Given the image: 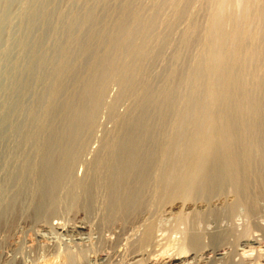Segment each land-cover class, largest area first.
<instances>
[{"label": "rangeland", "instance_id": "1", "mask_svg": "<svg viewBox=\"0 0 264 264\" xmlns=\"http://www.w3.org/2000/svg\"><path fill=\"white\" fill-rule=\"evenodd\" d=\"M215 2L0 0V264H104L99 259L112 251L122 255L113 252L110 264H130L129 246L108 240L102 214L81 206L77 183L107 155L109 141L121 143L119 134L125 138L141 118L152 129L143 154L155 157L162 136L175 140L174 99L196 92L184 109L201 115L198 101L207 86L220 84L218 75L205 73L197 84L193 73ZM262 10V3H252L242 37L223 45L248 72L251 95L264 69ZM51 153L55 176L45 170ZM44 180L59 188L52 206L51 198L40 202ZM80 221L90 225L88 234L65 232Z\"/></svg>", "mask_w": 264, "mask_h": 264}, {"label": "bare ground", "instance_id": "2", "mask_svg": "<svg viewBox=\"0 0 264 264\" xmlns=\"http://www.w3.org/2000/svg\"><path fill=\"white\" fill-rule=\"evenodd\" d=\"M215 1L193 73L197 84L204 79V73L218 75L220 84L218 89L207 86L206 97L198 101L204 106L201 115L196 118L184 109L196 92H190L185 100L178 95L180 99H174L171 108L175 110V140L161 133L164 141L158 142L159 150H154L157 155L145 153L146 156L144 141L152 129L149 132L147 121L139 118L125 138L119 134L124 139L121 143L117 145L116 136L112 137L115 143L105 145L107 155L99 157L92 173L77 183L82 191L81 206L87 213L102 214L108 240L129 246L130 264H264V69L254 77L256 85L251 95L245 88L248 72L232 47L223 48L230 37L236 41L242 37L252 3H262L260 39L264 36V0ZM241 6L243 14L238 13ZM225 96L231 98L228 106ZM224 105L230 106L226 113ZM54 155L46 159L49 174ZM43 185L40 202L43 205L45 198H51L48 202L52 206L58 187L46 181ZM90 231L85 221L65 230L72 235ZM111 256L107 254L99 260L110 264Z\"/></svg>", "mask_w": 264, "mask_h": 264}]
</instances>
